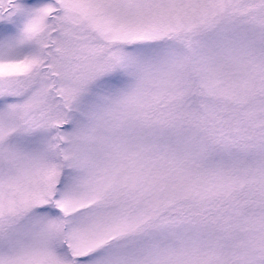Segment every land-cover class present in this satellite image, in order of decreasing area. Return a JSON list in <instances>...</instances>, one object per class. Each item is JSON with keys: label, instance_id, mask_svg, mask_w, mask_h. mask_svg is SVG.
<instances>
[{"label": "snow or ice", "instance_id": "1", "mask_svg": "<svg viewBox=\"0 0 264 264\" xmlns=\"http://www.w3.org/2000/svg\"><path fill=\"white\" fill-rule=\"evenodd\" d=\"M0 264H264V0H0Z\"/></svg>", "mask_w": 264, "mask_h": 264}]
</instances>
